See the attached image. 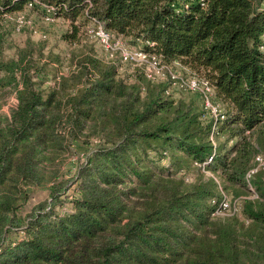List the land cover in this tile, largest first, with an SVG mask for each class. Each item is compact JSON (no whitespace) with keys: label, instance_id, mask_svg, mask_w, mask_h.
<instances>
[{"label":"trees","instance_id":"1","mask_svg":"<svg viewBox=\"0 0 264 264\" xmlns=\"http://www.w3.org/2000/svg\"><path fill=\"white\" fill-rule=\"evenodd\" d=\"M31 1L0 0V18ZM38 1L71 21L86 10L112 36L202 71L229 106L216 137L238 140L224 153L204 110L93 54L44 85V66L19 49L0 60V101L14 93L0 112V264H263L264 179L246 175L264 150V0ZM74 142L86 150L69 173ZM179 153L212 156L205 169L257 197L216 217L227 187L177 178ZM28 186L47 197L21 215Z\"/></svg>","mask_w":264,"mask_h":264},{"label":"rangeland","instance_id":"2","mask_svg":"<svg viewBox=\"0 0 264 264\" xmlns=\"http://www.w3.org/2000/svg\"><path fill=\"white\" fill-rule=\"evenodd\" d=\"M37 5L36 7L34 5ZM30 6L24 5L20 10L4 14L0 18V60H8L16 56V53L21 48H29L32 50V57L34 62L38 65H43L47 74H40L38 80H42L44 85L54 84L53 74L67 75L71 70L75 69L76 59L82 56V53H90L104 61L112 62L117 65L118 76L127 82L140 81L143 86L147 83L150 85H161L165 88V95L175 101H183L191 103L199 110H204L202 97L199 93L190 92L178 86L180 78H199L205 77L202 71H196L188 65L173 60L166 63L159 60L155 65L148 62H140L134 59H124L122 51H133L139 49L137 45L132 44L128 39L118 36H113L114 40L118 42L117 47L106 50L98 39L93 35L92 28L96 21L94 18L87 16L86 10L75 21L69 18L55 14V7H53V20L47 21L44 17L46 14V7L49 5L43 4L37 0V3ZM261 7L264 8V2ZM24 16L25 22L19 23L18 17ZM88 17V18H87ZM99 23V22H98ZM101 24V23H100ZM102 25V24H101ZM74 27H77L75 32ZM73 35V37H72ZM152 73L151 79L147 78L146 74ZM1 74V72H0ZM175 75V77H172ZM212 99L226 111L229 106L219 97L212 96ZM14 101L13 91L8 92L5 100L0 101V112H7L8 107ZM205 113V111H204ZM203 117H208L206 114ZM218 130L216 128L215 133ZM214 133L213 140L215 144H223L222 150L224 153L229 151L231 145L238 140L233 138L226 141L224 135H217ZM253 144L256 145L255 141ZM75 154L67 156L66 170L71 173L76 165L78 156L83 157L86 150L82 144L74 142L72 146ZM264 151V150H263ZM258 150L252 158L253 170L259 171L264 179V152ZM183 156L182 153H179ZM229 157L235 155V151L228 153ZM260 158V160L257 159ZM180 171L176 174L177 178H181L186 183L193 182L203 174L204 177H213L221 186L225 185V190L221 188L226 201L230 205V209L222 210L216 214V217H225L233 214L239 215L241 200L244 198H256L257 196L251 189L242 188L237 184L224 181L219 176V170L205 169V165L198 166L192 164L185 156L180 162ZM197 167H201L198 169ZM250 169V170H251ZM29 198L27 202L20 208L19 213L25 215L37 203L43 201L47 197V190L35 189L31 186L27 187ZM255 195V196H254ZM235 203L237 211L233 213L232 206ZM264 264V263H263Z\"/></svg>","mask_w":264,"mask_h":264},{"label":"built area","instance_id":"3","mask_svg":"<svg viewBox=\"0 0 264 264\" xmlns=\"http://www.w3.org/2000/svg\"><path fill=\"white\" fill-rule=\"evenodd\" d=\"M33 3H37V0H32L28 4L30 6L33 5ZM46 7V14H45V19L47 21L53 20L52 13L53 7L51 5L45 6ZM19 23L23 24L25 22L24 16H19L18 17ZM93 35L98 39V41L103 45V47L106 50L113 49L117 47L118 42L114 40L112 34L107 31L100 23L95 22L94 28H92ZM122 56L124 59H134L140 62H148L149 64L152 63V65H155L159 59L155 57L154 55H150L147 52L141 50V49H135L133 51H122ZM147 78L151 79L152 73L148 72L146 74ZM172 77H175V75H172ZM178 86L186 89L190 92H196L199 93L202 97L203 101V108H204V115L205 114L213 118V125L211 128V133H210V139L215 146V142L213 140L214 133L216 131V128L218 126L219 121L223 120L225 117L223 109L216 103L213 99L212 96H214V87L212 84L204 77H199V78H189V79H182L180 78L178 81ZM258 160H260L259 157H257ZM212 160V156L208 158L206 162H203L201 164H198L199 166L205 165L207 162H210ZM255 170L251 169L247 173L246 177L248 178L251 173H254ZM255 196V195H254ZM222 210L230 209L229 203L224 199L221 203ZM232 211H237V207L235 206V203H233L232 206Z\"/></svg>","mask_w":264,"mask_h":264}]
</instances>
